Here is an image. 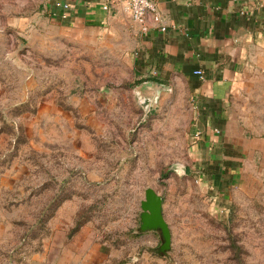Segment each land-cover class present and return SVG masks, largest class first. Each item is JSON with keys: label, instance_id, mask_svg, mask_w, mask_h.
I'll use <instances>...</instances> for the list:
<instances>
[{"label": "rangeland", "instance_id": "rangeland-1", "mask_svg": "<svg viewBox=\"0 0 264 264\" xmlns=\"http://www.w3.org/2000/svg\"><path fill=\"white\" fill-rule=\"evenodd\" d=\"M54 8L0 0V264H264V53L231 104L247 143L216 160L184 82L138 73L127 38ZM147 188L165 254L138 232Z\"/></svg>", "mask_w": 264, "mask_h": 264}, {"label": "crops", "instance_id": "crops-1", "mask_svg": "<svg viewBox=\"0 0 264 264\" xmlns=\"http://www.w3.org/2000/svg\"><path fill=\"white\" fill-rule=\"evenodd\" d=\"M156 2L165 32H139L114 0H54V14L72 27H109L127 38L138 73L184 82L199 144L214 146L216 160L233 161L236 146L247 141L235 131L231 104L245 76L263 68L257 58L264 53V0Z\"/></svg>", "mask_w": 264, "mask_h": 264}, {"label": "water", "instance_id": "water-1", "mask_svg": "<svg viewBox=\"0 0 264 264\" xmlns=\"http://www.w3.org/2000/svg\"><path fill=\"white\" fill-rule=\"evenodd\" d=\"M138 232L158 233L161 244L158 247V254H165L170 249L171 233L164 220L162 212V198L152 189L144 191V200L140 203Z\"/></svg>", "mask_w": 264, "mask_h": 264}, {"label": "built area", "instance_id": "built-area-1", "mask_svg": "<svg viewBox=\"0 0 264 264\" xmlns=\"http://www.w3.org/2000/svg\"><path fill=\"white\" fill-rule=\"evenodd\" d=\"M121 7V10L129 16L131 22L139 32L147 34L151 29H159L165 32L162 16L157 8L156 0H114ZM107 9V6H104ZM202 78L201 72H195Z\"/></svg>", "mask_w": 264, "mask_h": 264}]
</instances>
